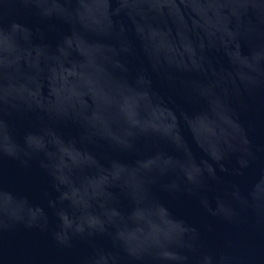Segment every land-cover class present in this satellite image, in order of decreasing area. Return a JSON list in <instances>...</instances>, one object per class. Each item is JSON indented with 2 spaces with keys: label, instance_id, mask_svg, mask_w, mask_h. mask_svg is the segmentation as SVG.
Segmentation results:
<instances>
[{
  "label": "water",
  "instance_id": "1",
  "mask_svg": "<svg viewBox=\"0 0 264 264\" xmlns=\"http://www.w3.org/2000/svg\"><path fill=\"white\" fill-rule=\"evenodd\" d=\"M0 264H264V0H0Z\"/></svg>",
  "mask_w": 264,
  "mask_h": 264
}]
</instances>
